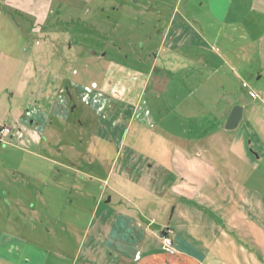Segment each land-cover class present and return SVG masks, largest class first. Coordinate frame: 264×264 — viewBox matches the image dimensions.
Instances as JSON below:
<instances>
[{
	"label": "rangeland",
	"instance_id": "obj_1",
	"mask_svg": "<svg viewBox=\"0 0 264 264\" xmlns=\"http://www.w3.org/2000/svg\"><path fill=\"white\" fill-rule=\"evenodd\" d=\"M176 3L0 0V128L13 129L0 141V233L11 247L35 245L45 264H70L101 194L103 208L128 211L148 195L132 183L137 168H173L175 152L190 158L192 147L202 162L225 168L223 149L235 133L255 158L240 179L264 209V0L234 27L212 23L198 5L196 18L178 6L200 46L170 52L163 38ZM72 82L105 99L96 112L100 104L84 106L72 91L71 119L91 114L85 129L53 119L38 135L17 123L27 108L52 110ZM235 106L244 109L242 122L225 131ZM118 158L129 172L111 167Z\"/></svg>",
	"mask_w": 264,
	"mask_h": 264
},
{
	"label": "crops",
	"instance_id": "obj_2",
	"mask_svg": "<svg viewBox=\"0 0 264 264\" xmlns=\"http://www.w3.org/2000/svg\"><path fill=\"white\" fill-rule=\"evenodd\" d=\"M25 1L36 4V0ZM197 1L200 2L194 6V0H177L163 38V45H167L170 52L182 49L186 44L200 46V37L190 35L188 24L179 17V12L176 13L178 6L184 5L186 12L196 18L198 5L205 9V15L212 23L223 27L241 26L248 12L258 9L257 0ZM200 24L203 27L204 24ZM201 32L204 44L207 31L203 28ZM21 55L16 53L15 57L19 60L23 58ZM65 99L59 93L52 110H33L41 122L40 132L46 134L47 123L51 124L53 119L62 122L69 119L68 122L76 123L77 128L85 129L91 114L87 118L81 114V117L71 119ZM231 136L233 140L227 142L222 153L229 157L225 168H212V163L202 162L198 159L197 148L192 147L190 158L185 155V150L175 152L173 164L178 166L173 168L169 162L164 165L156 162L149 166L148 172L137 168L140 175L137 174L138 179L132 183L146 190L148 195L130 203L128 211L103 208L101 194L97 210L91 215L70 264H264L263 197L247 190L246 183L240 179L243 174L239 173L253 165L255 158L242 136L239 142L238 134ZM112 166L119 174L130 171L119 158ZM146 174H149L148 178ZM106 183H110L108 179H105ZM168 229L172 231L171 250L163 244V235ZM12 243L11 236L0 233V264H45L35 253L37 246L32 245L33 248L26 250V247H11ZM249 255L252 261L248 260Z\"/></svg>",
	"mask_w": 264,
	"mask_h": 264
},
{
	"label": "flooded vegetation",
	"instance_id": "obj_3",
	"mask_svg": "<svg viewBox=\"0 0 264 264\" xmlns=\"http://www.w3.org/2000/svg\"><path fill=\"white\" fill-rule=\"evenodd\" d=\"M76 91L77 92V97L78 99L81 101L82 105L87 106V107H91L92 106L90 104H86L83 102L82 100V85L77 84L76 82H72L71 85H67L62 87L61 91H60V95L63 96L64 98H66L65 100L68 102V106H69V115L72 116L73 114L76 113V110L78 109L77 104H73L72 99H73V92L72 91ZM95 90V89H94ZM39 110L38 108L34 107H30L27 108L25 110L21 111V116L19 118V120L17 121L18 124L20 125H24L26 126L28 129H32L34 131L35 134L38 135H45L44 132H40L38 130V128H40L41 122L39 121V119L35 116V113L33 110ZM69 119H65V122H68ZM49 123V122H48ZM47 123V127L50 126V124ZM69 123V122H68ZM46 126L44 127V130H46L47 128ZM1 130V128H0ZM13 129L10 128V133L8 135H10L12 133ZM41 133V134H40ZM8 135L2 137L0 135V141L4 142L5 139L8 137Z\"/></svg>",
	"mask_w": 264,
	"mask_h": 264
},
{
	"label": "built area",
	"instance_id": "obj_4",
	"mask_svg": "<svg viewBox=\"0 0 264 264\" xmlns=\"http://www.w3.org/2000/svg\"><path fill=\"white\" fill-rule=\"evenodd\" d=\"M244 87H246V83L243 85ZM95 88H87V87H82V100L84 103L86 104H90L92 106V108L95 110L98 107V104H100L101 106L96 109V112L100 111V109L102 108V105H104V98L102 94H97L95 93ZM101 101H103L102 103H100ZM97 106V107H96ZM10 133V128L9 127H3L0 130V135L2 137L8 135ZM172 231L171 230H166L165 234L163 235V244L164 247L167 250H171L173 247V241H172Z\"/></svg>",
	"mask_w": 264,
	"mask_h": 264
},
{
	"label": "water",
	"instance_id": "obj_5",
	"mask_svg": "<svg viewBox=\"0 0 264 264\" xmlns=\"http://www.w3.org/2000/svg\"><path fill=\"white\" fill-rule=\"evenodd\" d=\"M243 107L241 106H235L225 124V130L227 131H233L238 128L240 122L243 119Z\"/></svg>",
	"mask_w": 264,
	"mask_h": 264
}]
</instances>
